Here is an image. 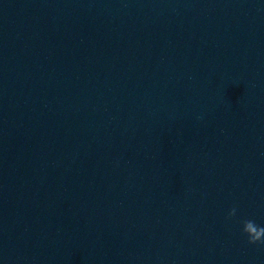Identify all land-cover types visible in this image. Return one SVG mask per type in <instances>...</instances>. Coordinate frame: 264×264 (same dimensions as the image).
<instances>
[{"label": "water", "instance_id": "water-1", "mask_svg": "<svg viewBox=\"0 0 264 264\" xmlns=\"http://www.w3.org/2000/svg\"><path fill=\"white\" fill-rule=\"evenodd\" d=\"M244 219L264 0H0V264H264Z\"/></svg>", "mask_w": 264, "mask_h": 264}, {"label": "clouds", "instance_id": "clouds-1", "mask_svg": "<svg viewBox=\"0 0 264 264\" xmlns=\"http://www.w3.org/2000/svg\"><path fill=\"white\" fill-rule=\"evenodd\" d=\"M237 209L233 207L227 216V219H232L236 216ZM242 233L246 235L247 242L251 245H264V226L258 225L253 219H244L241 221Z\"/></svg>", "mask_w": 264, "mask_h": 264}]
</instances>
